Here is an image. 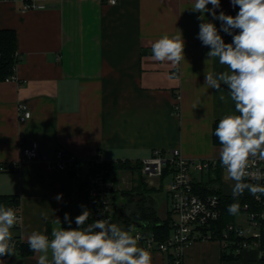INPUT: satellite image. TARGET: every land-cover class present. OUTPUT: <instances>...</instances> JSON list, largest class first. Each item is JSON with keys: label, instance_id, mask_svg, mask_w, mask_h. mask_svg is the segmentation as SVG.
Returning a JSON list of instances; mask_svg holds the SVG:
<instances>
[{"label": "crops", "instance_id": "0c3cea01", "mask_svg": "<svg viewBox=\"0 0 264 264\" xmlns=\"http://www.w3.org/2000/svg\"><path fill=\"white\" fill-rule=\"evenodd\" d=\"M35 2L37 7L23 10L24 0L0 1V28L16 31L19 54L15 77L0 80V162L17 164L0 171V195L16 196L22 215L11 230L13 238L28 244L27 236L33 230L51 237L53 228L68 227L65 213L75 228L80 206L91 209L83 192L95 159L136 162L149 157L155 148H180L188 158L219 160L214 122L233 111L234 104L230 98L221 102L219 93L204 86L205 72L226 68L216 60L205 63L210 46L196 38L199 13L189 8L193 0ZM220 10L235 16L239 8H233L230 0H221L217 13ZM205 16L220 28V21ZM177 29L183 35L186 60L178 73L169 62L151 58V44L165 33L177 34ZM220 34L226 43L231 42V36ZM173 73L177 78L169 79ZM222 88L227 91L226 85ZM21 101L32 112L23 122L17 108ZM30 141L39 142V156L22 160L21 147ZM59 148L80 159L78 171L47 166ZM118 175L110 193L113 223L132 228L134 236L143 231L142 224L129 226L120 215L140 199L136 193L128 202L122 193L136 187L140 178L146 183L142 191L151 188L146 194L155 204L159 221L174 219L168 192L170 173L160 176L169 179L166 199L160 205L162 187L148 182L141 169L120 170ZM192 176L203 193L217 189L231 195L233 182L226 179L219 164L207 171L192 169ZM61 193L58 202L54 197ZM239 213L235 223L245 227ZM56 218L61 224L54 223ZM138 244L145 248L141 240ZM223 249L218 238L196 240L184 251L183 264H253L259 259L258 251L249 248L239 259L223 260ZM148 251L152 264H169L168 253ZM2 259L6 264H36L37 254L32 251Z\"/></svg>", "mask_w": 264, "mask_h": 264}, {"label": "clouds", "instance_id": "9594fccd", "mask_svg": "<svg viewBox=\"0 0 264 264\" xmlns=\"http://www.w3.org/2000/svg\"><path fill=\"white\" fill-rule=\"evenodd\" d=\"M114 2V0H112ZM239 11L235 16L221 9V0H193L192 12L199 13L197 39L210 46L206 61L216 60L224 71L205 72V85L219 93V100L233 102L234 110L218 121L214 136L218 138L220 165L226 179L232 181L234 203L227 212L235 216L240 212L239 197L247 190L255 199L264 195V0H230ZM211 4V8L208 5ZM220 21V28L206 19ZM163 34L151 44L152 60L169 62L179 70L185 60V42L182 32ZM236 30H239L238 32ZM220 32L232 37L226 43ZM177 78L173 73L169 79ZM227 86V91L222 88ZM227 93V96L225 95ZM255 181L256 183L250 182ZM63 194L54 199L62 200ZM81 214L75 217L73 228L69 213L64 214L67 228L56 227L51 237L33 230L27 236L31 251L37 254L36 264H152L150 251L140 247V236L132 228L124 229L110 219L89 222L91 210L81 205ZM47 219L46 213H41ZM20 223L12 207L0 204V264L5 256H15L16 246L11 231ZM54 223L61 224L59 218Z\"/></svg>", "mask_w": 264, "mask_h": 264}, {"label": "built area", "instance_id": "2783aa9c", "mask_svg": "<svg viewBox=\"0 0 264 264\" xmlns=\"http://www.w3.org/2000/svg\"><path fill=\"white\" fill-rule=\"evenodd\" d=\"M105 1L114 4L118 0H114V2L112 0ZM37 6L38 4L35 0H24L23 10ZM179 70L174 68L176 73ZM17 108L21 122L31 117V109L25 101L19 102ZM20 152L22 160H34L39 156L40 144L38 141L23 143ZM94 161L96 165L93 168L91 167L86 174V184L83 192L91 203L90 218L91 221L108 218L112 222L110 193L113 182L107 178V170L98 165L103 160L95 159ZM217 164L220 165L219 160L188 158L182 153L180 148H172L169 151L155 148L149 157L141 160V170L145 175L151 177L162 176L166 171L172 175L168 189L171 198V211L176 215V218L172 219V232L165 239L159 238L154 233L144 234L143 231L135 233V236L141 237L140 240L144 243L147 250L157 249L168 253L169 264H183L184 251L187 247L196 240L214 236L208 227L221 216L220 198L216 193L202 195L196 191L192 169L207 171ZM10 166L16 167L17 164L13 163L10 165L6 162H0V171ZM47 166L50 169L60 171H78L81 168V162L74 154L59 148L56 150L54 158L47 161ZM260 167L264 171V164H261ZM251 182L256 183L255 181ZM259 183L264 185V181ZM245 206L247 207L248 205L246 204ZM19 207L17 205L14 210L20 217L21 222L22 215ZM263 218L264 211L248 212L250 226L243 227L236 223H229L222 238L219 240L224 247H227L228 251L232 250L234 254L254 248L258 251V258H260L264 253L260 240ZM231 234H234V237L230 238ZM14 240L15 246L19 245L20 240L15 238ZM231 246L233 247L231 248Z\"/></svg>", "mask_w": 264, "mask_h": 264}, {"label": "trees", "instance_id": "16d2710c", "mask_svg": "<svg viewBox=\"0 0 264 264\" xmlns=\"http://www.w3.org/2000/svg\"><path fill=\"white\" fill-rule=\"evenodd\" d=\"M19 61V54L17 51V33L14 29L10 28H0V80H5L7 78H12L15 76V67L17 62ZM219 119H216L214 122V130L217 126ZM213 130V139L214 142L219 144L218 138L214 136ZM96 163L91 165V167H95ZM100 165L102 168L107 170V178L111 180L114 184L118 178V174L120 170L126 169H141V160L136 162H132L129 160H119L115 162L105 161L101 162ZM90 167V168H91ZM73 172V171H72ZM167 172V171H166ZM165 172V173H166ZM141 177V176H140ZM251 182V181H250ZM86 184V180H85ZM146 185L145 182L141 180L138 181V185L136 187L131 188L130 190L122 191L123 194L128 196V202L135 199V195L141 194L140 199L137 201L134 208H132L129 212H125L121 210V218H124L129 226H133L134 224H142L144 234L154 233L161 239H165L170 235L173 229L172 219L167 218L165 221L160 222L159 217L157 216L156 207L149 198L150 196L146 194L151 188H146L147 191H142L141 188ZM135 188V189H134ZM195 189L197 192L205 195L203 193L202 187H199V183L195 182ZM136 190V191H135ZM210 193H216L220 198V206L222 209L221 216L218 220L212 222L208 229L214 234V238H222L224 231L229 223H235V216L230 215L227 212V207L229 204L234 203L232 196H226L221 194L219 190H210ZM240 203V211L245 212H262L264 211V195L261 196L260 200L255 199L247 190L245 193L239 197ZM0 204L7 205L12 207L13 209L20 204L19 199L14 195H0ZM248 205L247 207L245 205ZM129 204H125V207H128ZM118 215V214H117ZM234 237V234L230 235V238ZM261 248L264 252V218L262 221L261 227ZM19 245L16 246V254H28L32 252L29 248L28 244H25L19 241ZM233 246H231L232 248ZM223 260H234L239 259L242 253L234 254L231 251H228L227 247L223 249ZM228 251V252H227ZM259 264H264V253L258 260Z\"/></svg>", "mask_w": 264, "mask_h": 264}, {"label": "rangeland", "instance_id": "374dc122", "mask_svg": "<svg viewBox=\"0 0 264 264\" xmlns=\"http://www.w3.org/2000/svg\"><path fill=\"white\" fill-rule=\"evenodd\" d=\"M145 179L148 182L153 183L158 188H161L162 187V189H159V191H158V194H159V196H158L159 199L158 200H159V205H160L161 204V199H164V200L166 199V188H167V185L169 183V179L168 178H165L164 180H162L160 176L159 177L146 176ZM173 217L176 218V215L174 214ZM238 217L242 221H244L245 227L250 226L249 225V222H248V213L247 212H245V211L240 212L239 215H238ZM253 264H259V263L256 260L255 262L253 261Z\"/></svg>", "mask_w": 264, "mask_h": 264}, {"label": "bare ground", "instance_id": "6f19581e", "mask_svg": "<svg viewBox=\"0 0 264 264\" xmlns=\"http://www.w3.org/2000/svg\"><path fill=\"white\" fill-rule=\"evenodd\" d=\"M169 192V191H168ZM212 225V224H211ZM220 239V238H219Z\"/></svg>", "mask_w": 264, "mask_h": 264}]
</instances>
